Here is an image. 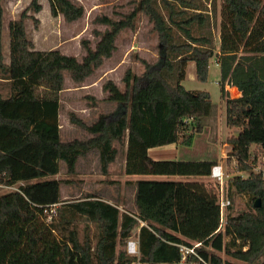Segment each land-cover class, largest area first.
I'll list each match as a JSON object with an SVG mask.
<instances>
[{
  "label": "trees",
  "instance_id": "1",
  "mask_svg": "<svg viewBox=\"0 0 264 264\" xmlns=\"http://www.w3.org/2000/svg\"><path fill=\"white\" fill-rule=\"evenodd\" d=\"M1 2L0 78L7 81L8 91L0 95V186L16 187L0 194V264H132L136 257L116 247L135 229L142 264H173L179 258L178 243L200 242L197 252L203 261L199 264H250L263 255L264 178L251 168L257 151L264 150V0H222L216 50L209 35L193 33L194 24L203 25L209 19L197 0H133L132 9L122 17L98 18L106 28L94 46L81 40L80 59L55 48L34 47L24 20L32 17L36 23L28 10L37 13L40 4L30 0L8 23L7 62L1 40ZM48 2L51 14L60 13L66 21L78 19L84 11L71 0ZM139 13L159 36L157 61L145 63L141 74L126 69L123 89L112 80L105 81L102 90L116 104L114 111L99 113L91 123L69 113V121L91 135L62 140L58 115L64 72L74 82L92 74L112 55L119 32L132 28ZM213 56L219 65L225 124L237 130L226 142L236 159V171L248 172L246 177L231 175L225 181L230 204L224 224L215 180L137 179L131 182L135 211L120 209L115 201L94 193L71 203L75 213L99 227L90 252L74 230L55 223L50 210L60 202L62 181L53 177L60 161L72 174L78 158L96 150L100 170L106 174L118 153V142L125 144L126 175L209 178L212 160L153 159L148 149L189 146L202 131L203 119L213 107L210 95L186 89L181 82L189 62L194 63L195 78L205 81ZM227 82L234 85L228 87L230 97L224 92ZM235 87L240 92L237 97ZM231 191L247 194L249 207L237 214L228 212ZM257 199L260 206L254 207ZM215 251L243 263L225 260Z\"/></svg>",
  "mask_w": 264,
  "mask_h": 264
},
{
  "label": "rangeland",
  "instance_id": "2",
  "mask_svg": "<svg viewBox=\"0 0 264 264\" xmlns=\"http://www.w3.org/2000/svg\"><path fill=\"white\" fill-rule=\"evenodd\" d=\"M82 5L84 11L81 17L73 21H66L58 13L52 15L50 12L48 0H38L40 10L32 14V17L24 20L26 33L33 42L36 49H58L60 52L74 55L78 59L84 53L81 40H88L91 46H94L98 40L99 33L106 25L99 22L98 18L107 16L112 19H118L132 9L133 0H71ZM201 8L207 13L209 19L203 25L194 24L192 29L194 34L209 35L212 39V46L216 50L219 45V26H220V5L222 0H197ZM30 0H2L3 8V30H2V48L4 60H8L9 36L8 23L16 19L20 12L28 7ZM160 40L157 32L153 30L151 22L147 17L139 13L136 16L132 28L121 30L115 41V49L110 57L104 58L103 62L81 82H74L69 74L64 72V88L59 92L60 101V134L62 140L76 138H86L91 134L81 126L69 121V113H74L77 117L86 123L94 121L99 113H112L116 107L114 102L106 99V92L102 90V84L107 80H112L123 89L122 77L126 69H130L136 74L144 71L145 63L153 64L159 57ZM219 65L213 56L209 59L208 73L205 81L195 78L194 63L189 62L185 67V77L182 85L186 89L205 90L209 93L213 107L208 116L203 119V129L194 135L191 145L177 144V160H211L218 159L224 144H227L226 138L236 134L237 130L228 128L225 124V104L221 99V88L219 80ZM228 86H232L228 83ZM226 85V84H225ZM224 92L226 97L229 92ZM236 88V87H235ZM8 91L7 81L0 78V95L4 96ZM239 96V91L236 88ZM233 96V97H234ZM231 97V98H233ZM118 153L115 159L109 164L106 174H102L98 163L96 150H89L84 156L78 159L74 173L67 174L65 164L60 161V169L53 177L61 179L60 202L51 206L52 216L56 224L60 227H66L74 230L80 243L88 244L90 252L96 242L99 227L96 222L88 219L82 214L75 213L71 203L83 198L85 193H94L103 198L114 202L115 198L119 200L123 195L127 204L131 199V189L124 182V143L115 142ZM254 145H251V148ZM168 147V146H166ZM227 146L225 147V151ZM258 159L261 153L257 151ZM254 163V162H253ZM225 180L235 174V166L231 162L225 165ZM143 178H165L166 176H142ZM175 180H198L202 176H169ZM204 178V177H202ZM207 179V177H205ZM210 179V178H208ZM16 187L0 186V194ZM231 207L228 212L237 214L249 207V197L247 194H241L231 191ZM126 206V205H125ZM129 207V206H127ZM227 211V210H226ZM224 217L226 215L224 211ZM136 230V229H135ZM133 230L132 232H134ZM117 250L125 249L123 245H117ZM223 259L243 263L224 251H215ZM264 259L263 255L255 262L250 264H260Z\"/></svg>",
  "mask_w": 264,
  "mask_h": 264
},
{
  "label": "built area",
  "instance_id": "3",
  "mask_svg": "<svg viewBox=\"0 0 264 264\" xmlns=\"http://www.w3.org/2000/svg\"><path fill=\"white\" fill-rule=\"evenodd\" d=\"M225 84H226L225 90L228 91L229 86L227 83ZM220 158L221 161L215 163L211 167L210 177L213 178L218 183V202H219L220 221L223 222V216H224L223 213L224 211L226 213L227 206L230 204V199L226 196L225 185H224L226 181L225 165L227 164V159L231 158V163L235 166V171H236L237 163L235 157L231 155V149L228 152L222 153ZM251 171L255 173H260L264 178V150L261 152V158L258 159L257 157L255 159L254 163L252 164ZM234 175H240L241 177H246L248 175V172L244 170H240V171H236ZM137 232L138 230L136 229V231H134L131 235L137 236ZM176 245L179 252V258L173 264H199L200 261H203L202 257L197 252V247L201 245L200 242H194L189 245L178 243ZM125 252L130 256L136 257V259L132 262V264H142L138 259L139 248L137 242L134 239L132 238L126 239Z\"/></svg>",
  "mask_w": 264,
  "mask_h": 264
},
{
  "label": "crops",
  "instance_id": "4",
  "mask_svg": "<svg viewBox=\"0 0 264 264\" xmlns=\"http://www.w3.org/2000/svg\"><path fill=\"white\" fill-rule=\"evenodd\" d=\"M232 85V84H231ZM234 86V85H232ZM239 91V90H238ZM240 94V92H239ZM58 118H59V122H60V114L58 115ZM62 125H60V128H61ZM168 146V147H166ZM224 146H230V149L231 148V145L230 144H224ZM225 147L223 149H221L220 151V154H219V158L218 159H211L212 161H214L215 163H218L219 161H221V154L224 153V152H228L230 149H228L227 151H225ZM178 150V147H177V144H167V145H162V146H157V147H151L148 149V154L149 156H151L153 159H173V160H176L177 156H176V152ZM80 158V157H79ZM78 158V159H79ZM124 162H125V147H124V160H123V170H124ZM77 163H78V160H77ZM76 163V165H77ZM76 169V168H75ZM142 176H148V175H125L124 176V179H123V182L128 186L130 187L132 193H131V199L130 201L126 204L124 201V198H123V195H120L119 197V200H117V198H115V202L119 204V208L120 209H128V210H131V211H135V205L133 203V195H134V185L131 183V182H134L136 181L137 179H172L170 177H165V178H155V177H152V178H143ZM210 179L214 180L213 178L209 177ZM208 179V178H207ZM205 177L202 178L200 177V179H198L199 181H206L207 180ZM175 180V179H174ZM128 182V183H127ZM98 195V194H97ZM100 196V195H99ZM102 197V196H100ZM103 198V197H102ZM104 200H107L106 198H103ZM110 199H108L109 201ZM126 205V206H125ZM129 206V207H127Z\"/></svg>",
  "mask_w": 264,
  "mask_h": 264
},
{
  "label": "water",
  "instance_id": "5",
  "mask_svg": "<svg viewBox=\"0 0 264 264\" xmlns=\"http://www.w3.org/2000/svg\"><path fill=\"white\" fill-rule=\"evenodd\" d=\"M260 206V202L259 200L257 199L255 202H254V207H259Z\"/></svg>",
  "mask_w": 264,
  "mask_h": 264
},
{
  "label": "bare ground",
  "instance_id": "6",
  "mask_svg": "<svg viewBox=\"0 0 264 264\" xmlns=\"http://www.w3.org/2000/svg\"><path fill=\"white\" fill-rule=\"evenodd\" d=\"M227 151V150H226ZM128 238H132V239H134L136 242H137V244H138V239H137V237L136 236H129Z\"/></svg>",
  "mask_w": 264,
  "mask_h": 264
}]
</instances>
